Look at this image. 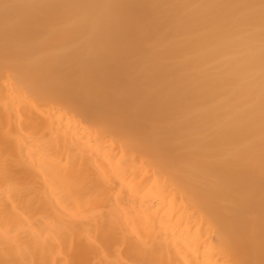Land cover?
<instances>
[{"label":"bare ground","instance_id":"obj_1","mask_svg":"<svg viewBox=\"0 0 264 264\" xmlns=\"http://www.w3.org/2000/svg\"><path fill=\"white\" fill-rule=\"evenodd\" d=\"M0 264H264V0H0Z\"/></svg>","mask_w":264,"mask_h":264}]
</instances>
